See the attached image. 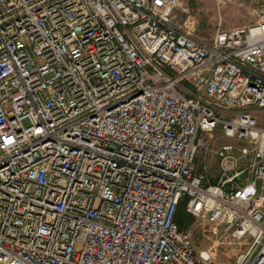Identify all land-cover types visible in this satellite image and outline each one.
<instances>
[{
    "label": "built area",
    "instance_id": "obj_1",
    "mask_svg": "<svg viewBox=\"0 0 264 264\" xmlns=\"http://www.w3.org/2000/svg\"><path fill=\"white\" fill-rule=\"evenodd\" d=\"M205 38L180 0H0V264H264V0ZM213 151L210 184L200 135Z\"/></svg>",
    "mask_w": 264,
    "mask_h": 264
},
{
    "label": "rangeland",
    "instance_id": "obj_2",
    "mask_svg": "<svg viewBox=\"0 0 264 264\" xmlns=\"http://www.w3.org/2000/svg\"><path fill=\"white\" fill-rule=\"evenodd\" d=\"M188 10L187 15L179 17L184 21L187 17L194 21L195 34L208 38L218 29H234L247 23L246 12L234 5L217 10L212 0H180ZM260 119V125L264 126V112H256ZM200 141L208 146V151H201L196 157V165L200 171L206 167V175L210 184H215L220 175L218 159L213 151L224 145H232V139L224 137L220 129L212 136L200 135ZM177 214L181 230H187L191 234V240L198 252H205L214 256L218 264H235L238 251L242 248L230 242L229 238L222 235V227H217V234L212 233L213 225L209 222L198 221L188 216L181 204Z\"/></svg>",
    "mask_w": 264,
    "mask_h": 264
},
{
    "label": "trees",
    "instance_id": "obj_3",
    "mask_svg": "<svg viewBox=\"0 0 264 264\" xmlns=\"http://www.w3.org/2000/svg\"><path fill=\"white\" fill-rule=\"evenodd\" d=\"M179 209H180V208H179ZM178 212H179V210L177 211V214H178ZM177 214H176V216H175V220H174V221H175V224L179 225V223H178L179 221H178V219H177Z\"/></svg>",
    "mask_w": 264,
    "mask_h": 264
}]
</instances>
